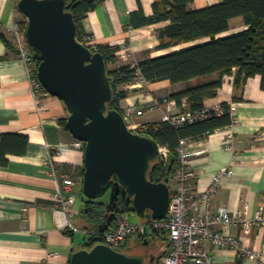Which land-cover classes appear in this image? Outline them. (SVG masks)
<instances>
[{"label":"crops","instance_id":"0c3cea01","mask_svg":"<svg viewBox=\"0 0 264 264\" xmlns=\"http://www.w3.org/2000/svg\"><path fill=\"white\" fill-rule=\"evenodd\" d=\"M155 1L105 0L81 22L88 44L119 47L118 60L112 64L114 68L123 64L135 65L141 60L187 46L158 49V31L168 22L138 28L131 24L132 14L140 8L145 16H151ZM221 2L223 0H194L192 8L203 9ZM25 21L26 18L18 10L17 0H0V147L2 135L28 139L25 154L6 152L8 164L0 165V264H71L72 253L85 244V235L90 229L78 228L77 220L74 222L76 231L68 233L58 228L55 211L59 201L56 194L74 179L77 181V197H84L85 156L82 151L70 150L65 156L51 161L56 147L70 146L75 139L61 124L68 117L63 102L47 92L34 96L11 32L15 22L20 24ZM248 28L242 18H235L223 36ZM216 77L212 76L213 79ZM189 83L172 85L163 81L140 88L131 84L123 86L129 94L121 102V107L127 109L134 105L136 109H145L155 99L186 89ZM223 103L236 106L240 125L186 143L188 150L200 151L189 159L197 195L212 185L219 171L226 168L233 170L232 175L222 179V186L209 204L200 206L199 213L208 210L217 213L225 208L231 214L245 211L251 219H255L264 212V90L261 88V77L250 78L239 87L235 85L233 76L227 77L218 95L205 101V107L209 110L221 109ZM181 111L175 106L172 114ZM164 114L162 111L149 112L143 118L145 123L160 122ZM231 132L233 139L228 137ZM18 142V138L12 139L8 148L20 149ZM73 213V219L79 215L75 207ZM215 229L238 238L249 250L258 254L257 258L250 259L241 257L236 249L211 247L210 254L218 264H264V228H224L218 225ZM153 236L154 233H146L147 238ZM133 238L139 240L141 235H132L128 244ZM169 250V244L165 250L155 248L153 255H146L145 264H161V259ZM143 254L138 252L137 256Z\"/></svg>","mask_w":264,"mask_h":264},{"label":"trees","instance_id":"16d2710c","mask_svg":"<svg viewBox=\"0 0 264 264\" xmlns=\"http://www.w3.org/2000/svg\"><path fill=\"white\" fill-rule=\"evenodd\" d=\"M103 2L105 0H66V10L74 16L78 41L89 47L92 52L101 53L105 59L113 89V99L108 106L109 109L124 114L121 102L127 98L129 91L121 87L130 85L139 78L149 84L168 81L172 85H177L209 77V81L205 83L188 86L167 97L179 108L182 107L183 100H186L189 109L194 112L204 109L205 101L218 95V90L229 76L234 77L237 87L250 78L260 76L261 88L264 90V0H223L219 4L203 9H193L194 0H156L151 16H145L140 8L132 14L131 24L138 28L168 22L167 26L158 31L160 40L158 49L171 50L181 45L187 46L161 56L141 60L135 65L123 64L112 69L110 65L117 62L120 48L110 45H89L81 28V22L88 13ZM235 18H242L249 28L223 36L229 31L230 22ZM20 25L26 31L27 21ZM32 50L39 64L40 55L38 51ZM212 76L217 77L213 79ZM221 109L223 113L219 116L215 110H210L207 119L186 124L179 129L172 127L168 122L160 121L132 130L136 134L155 140L167 152V158L161 157L151 163L148 179L157 182L160 178H168L170 184L177 169V150L182 140L206 138L231 125L230 104L223 103ZM61 124L69 130L67 119L62 120ZM14 138H18L20 149L8 148L11 145L9 142ZM1 139L0 165L8 164V160L5 159L6 152L25 154L27 137L2 135ZM111 186L112 183L104 195L105 200L109 197ZM84 202L83 215L96 226L94 231H87L90 236L81 247L90 249L102 242L97 233L99 225L104 221L105 207H100L96 201L86 198ZM116 211L118 214L135 213L132 206L127 209L125 200L119 201ZM115 223V221L112 223L111 228ZM146 239H148L146 235H143L139 240L143 244ZM128 241L129 239L119 248L114 249L125 253Z\"/></svg>","mask_w":264,"mask_h":264},{"label":"water","instance_id":"95a60500","mask_svg":"<svg viewBox=\"0 0 264 264\" xmlns=\"http://www.w3.org/2000/svg\"><path fill=\"white\" fill-rule=\"evenodd\" d=\"M17 7L27 19V41L40 55L38 79L47 93L63 102L70 133L85 144L83 195L105 207L98 232L111 228L120 200L139 218L150 213L152 220H163L170 206L169 179L152 182L147 176L151 163L162 157L161 147L129 129L120 111L109 109L113 89L105 59L78 41L66 0H20ZM145 260V255L130 257L103 243L71 255V264H145Z\"/></svg>","mask_w":264,"mask_h":264},{"label":"built area","instance_id":"2783aa9c","mask_svg":"<svg viewBox=\"0 0 264 264\" xmlns=\"http://www.w3.org/2000/svg\"><path fill=\"white\" fill-rule=\"evenodd\" d=\"M11 32L14 34L18 54L25 65L34 96L37 97L40 93L46 91L38 79L39 64H37L34 52L27 41L26 31L22 29L18 22H15ZM131 85L140 88L148 86L149 83L139 78ZM175 106L177 105L174 101H170L165 97L155 99L145 109H136L133 105L126 112V115L123 114V116L129 129L135 128L133 118L137 119L149 112H165L161 121L170 123L176 129L182 128L186 124L203 121L210 116V110L206 107L197 112L191 111L186 100L182 102V111L172 114ZM215 111L218 116L223 113L220 108ZM236 113V106L230 104L229 114L232 122L229 128L233 129L240 125ZM228 137L233 139V133H229ZM188 141L191 140H182L177 150L178 165L170 183L171 197L167 216L163 220H150L138 223L131 220L129 213H117L114 227L105 233H97L99 238H101V243L113 248H119L132 235H146L150 228L152 232L164 236L170 246L169 252L161 259V264H218L210 254L211 247L220 249L232 248L238 250L241 257L257 258L258 254L249 250L238 238L229 236L225 232L217 231L215 227L221 225L224 228L228 226L244 229H250L253 226L264 228V212L258 214L255 219H251L245 211H237L231 214L225 208L217 213H211L209 210L203 214L199 213L200 206L209 204L212 197L222 186V179L225 176L232 175L233 170L226 168L219 171L212 185L204 193L197 195L192 182L194 171L189 164V159L199 154L200 151L188 150L186 147ZM228 148H230V145ZM70 150L84 152L85 144L74 140L70 146L56 147L51 161L65 156ZM161 152L162 157L167 158L166 150L161 148ZM76 186L77 181L72 179L56 194L59 201L55 211L57 226L67 232L76 231L73 221V209L77 202Z\"/></svg>","mask_w":264,"mask_h":264},{"label":"rangeland","instance_id":"374dc122","mask_svg":"<svg viewBox=\"0 0 264 264\" xmlns=\"http://www.w3.org/2000/svg\"><path fill=\"white\" fill-rule=\"evenodd\" d=\"M20 1V0H19ZM17 1V4L18 2ZM27 21V19H26ZM35 51V50H34ZM36 52V51H35ZM114 68L113 65H110V69ZM209 77H203V78H198L195 80H192V82L190 81L189 86H195V85H199L202 83H205L207 81H209ZM124 87H121V89ZM130 107H127V109H123V113L124 115H126V112L129 111ZM147 114V113H146ZM145 114V115H146ZM144 115V116H145ZM145 118L139 117L137 119L133 118V122L135 125L134 129L131 130H135L138 129L140 127H143L145 125H148L149 123H145ZM134 132V131H133ZM85 197V196H84ZM82 197H77V204L75 206V211L79 212L78 216L74 217V222H76L77 220V227H86L87 229L93 230L94 228H96L95 224L92 223L91 221H89L88 219H86L83 215V208H84V198ZM131 220L134 222H148L151 220V214L147 213V216L145 218H139L135 213H131L129 212ZM149 232L150 233H154V238H148V244H142L141 242H138L139 240H137V238H133L132 242L130 244H128L127 248L125 249V254L130 256V257H136L138 255V252H143L145 255H150L153 253V251L155 250V248L161 249V250H165L168 246L167 241L161 238H158V236L156 235L155 232H152V230L149 228ZM82 233H79V236L81 237ZM151 235V234H150ZM86 239H88L87 237L90 236V234L85 235ZM83 237V235H82ZM143 254V255H144ZM153 255V254H152Z\"/></svg>","mask_w":264,"mask_h":264}]
</instances>
